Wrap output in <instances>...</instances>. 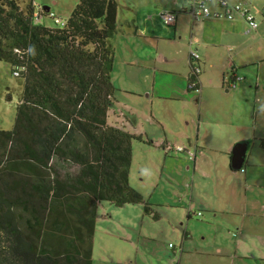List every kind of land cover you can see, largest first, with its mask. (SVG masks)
<instances>
[{
    "label": "trees",
    "instance_id": "1",
    "mask_svg": "<svg viewBox=\"0 0 264 264\" xmlns=\"http://www.w3.org/2000/svg\"><path fill=\"white\" fill-rule=\"evenodd\" d=\"M34 14L33 0H0V61L23 79L0 130V264H92L98 204L141 203L128 182L141 138L110 124L117 4L79 0L53 28ZM55 160L79 168L77 192L56 195Z\"/></svg>",
    "mask_w": 264,
    "mask_h": 264
},
{
    "label": "rangeland",
    "instance_id": "2",
    "mask_svg": "<svg viewBox=\"0 0 264 264\" xmlns=\"http://www.w3.org/2000/svg\"><path fill=\"white\" fill-rule=\"evenodd\" d=\"M33 1L35 14L38 15L41 8L47 7L56 18L64 22L79 0ZM114 1L117 4L115 32L117 33L115 40L117 53L124 51L125 55L128 56L130 52L136 51V54L138 52L145 62L139 67L136 64L125 66L124 63H121L119 56L115 59L111 72L112 84L113 81L116 82L117 75L122 74L120 68L125 67L128 73L135 75L138 73L140 84L137 83L135 78H132L133 86L131 88H138L136 90L143 92V95L117 93L116 99L118 104L121 106L127 104V108L136 113L137 129L145 128L152 132L154 127H151L153 122L151 113H153V118L155 117L163 122L165 132L164 135L159 134L161 137L154 135L155 140L158 141L153 146L154 148L141 147L137 142L132 143V164L128 182L129 186L140 195L141 203L125 204L120 207L108 202L98 204L94 225L92 264H177L181 249L178 235L188 232L193 234L196 242H202L204 237L212 242L211 238L215 233L221 231L227 237L222 242L225 255L222 258L224 262L222 264H231L229 256H233L236 234H239L237 238L240 236V233L235 229L236 225L227 223V219L231 215H225V217L220 215L218 221L212 223L209 220L213 214L211 208L204 209L200 205L201 201H205L211 206L217 207L221 202L228 200L229 192H225L221 198L215 195L213 190L218 179L223 178V176L226 178L228 174L222 175L217 168V161L214 160L216 167L209 172V178L201 179V181L197 179L195 183L196 190L192 194L187 186V179H185V176L190 175V172H186L183 164L181 165L174 160L181 158V154L174 150L178 144L172 142L179 137L181 138V133L185 131L183 126L186 123L187 116L183 108L186 101L181 95H179L181 99L166 97L167 93H165L164 88L175 84V80L178 81L179 77L176 73H180L181 69L187 65L188 52L190 51L189 38L179 40L178 38L174 39L171 35H164V37H157L156 39L153 37L137 38L134 35L125 36V32L129 31L128 26H136L139 30L145 29L146 35H150L148 30H155L156 32L171 30V25H165L161 15L169 12L178 15L181 12L180 6L182 4L186 5L187 0ZM247 2L258 28L251 35H247V41L250 43L247 49L240 48L233 51L232 55L226 53L225 59L236 55L237 72L253 75L254 80L251 84L253 87L255 84L259 87L256 93L252 91V98H254L256 106L258 104L256 107L258 116L256 126L257 133L260 134L264 132V0H247ZM37 21L46 27L53 28L56 26L53 19L46 13L43 14L40 21L38 15ZM113 37L110 39L112 47L115 38ZM156 45L170 61L159 64L160 69L155 72V94L151 99L147 97V94H151L152 89L147 93L144 85H149L150 88L152 86L154 63L156 59L159 61V56L156 57L153 53L147 54L153 52ZM192 51L194 52V50ZM212 59L213 68L206 65V72L231 74L229 65L227 67L224 62H218L214 56ZM126 71H124V74H127ZM167 72H170V74ZM141 74H144L145 79L141 78ZM240 87H243V85L238 82L237 87L232 91L236 93ZM22 92L23 79L13 76L10 65L0 61V130L9 131L13 128L16 108L21 100ZM190 94L194 93L186 92L185 96ZM150 100L153 101V105L149 104ZM114 119V117L110 118V124L115 123ZM189 121L190 119L187 122ZM175 125L181 127L178 131L179 134L173 130ZM166 138L169 143L167 146L169 154H167L168 158H165L164 162L165 149L162 145ZM259 147L260 143H257L247 167L245 163L239 171L233 172L244 181L247 170L249 180L247 186L242 183L241 189L235 188L238 190L234 191V197H232L234 200L235 195L238 194L237 198L239 200L247 198V200L253 201V198H255L264 202V168L261 169L259 166V162L263 161L257 155L261 150ZM252 164L255 165L252 166ZM51 167L56 181L57 196L77 192L73 185H75V180L80 173L78 167L69 163H57L56 160L51 163ZM188 184H190V180ZM245 188L247 189L246 197L244 196ZM179 198L182 199V203L177 208L171 207L170 205L181 200ZM242 207L241 204L239 209L232 206L225 210L236 212L237 210L241 211ZM247 220L248 218L245 220L246 224ZM222 228H224V231ZM244 229L243 233L247 232L249 227L245 225ZM217 242H220V239ZM257 242L260 243L259 240ZM170 244L175 246L176 252L169 247ZM207 249L213 250V247L209 246ZM183 259L185 261L184 256ZM192 264H196L194 259Z\"/></svg>",
    "mask_w": 264,
    "mask_h": 264
},
{
    "label": "crops",
    "instance_id": "3",
    "mask_svg": "<svg viewBox=\"0 0 264 264\" xmlns=\"http://www.w3.org/2000/svg\"><path fill=\"white\" fill-rule=\"evenodd\" d=\"M232 1L234 3L241 2L253 15L247 0ZM186 2V5L182 4L180 6L181 12L176 15L175 23L170 26L171 30H159L158 32L155 30H148L150 35H146L145 29L139 30L136 26H128L129 31L125 32V36L134 35L137 38L153 37L156 39L157 37H164V35H171L174 39L178 38L179 40H183L186 37L189 38L190 51L188 52L187 65L181 69L180 73H176V75L179 76L178 81L175 80V84L170 85L168 88H164L165 93H167L166 97H173L174 99H181V97H183L186 101L183 108V110L186 111L185 113L187 116L186 123L183 126L185 127V131L181 133V138L179 137L172 142L173 144H178L177 147H181L183 151L178 152L176 151L177 148H175L174 150L181 154V158L174 160L178 161L181 165L183 164L186 172H190V175L185 176V179H187V186L192 194L194 193V190H196L195 183L197 182V179L201 181V179L204 180L209 178V172L216 167L213 161H217V168L220 173L222 175L228 174V177L225 178V176H223V178L218 179L213 190L215 191V195L221 198L224 196L225 192H229V198L228 200L221 202L217 207H213L209 203L201 201V208H211L213 214L209 220L212 223L218 221V216L220 215L222 217H225V215H231V217L227 219V223L236 225L235 229L240 233L238 238L237 236L239 234H236L233 256H229L231 264H264V202L258 201L255 198H253V201H249L247 198L239 200V198H237L238 194L235 195V200L232 199V197H234V191L238 190L235 188L238 187L241 189L240 186H242V183L247 186L249 180L246 169V177L243 181L241 178L237 177V174H233V171L230 168L231 151L240 143L247 144L243 163V165L246 163V167L250 163V159L256 149L257 143H260L259 148L261 150L257 155L263 160L262 162H259V166L261 169L264 168V132H261L260 134L257 133L256 125L258 122V116L256 107L258 104L256 106V103L253 100L254 98H252V91L256 93L259 87L257 84L253 87L251 84L254 80L253 75L240 74V72H237L236 55L230 56L229 59H225L226 53L232 55L233 51L240 48L247 49L250 46V43L247 41L246 37L251 34H246V23L238 16H235L232 21L208 19L193 23L189 14L190 3H188V0ZM41 9H44L47 15L53 14L47 7ZM42 16L43 15H40L39 21ZM116 35L117 33L114 35L115 38L113 37L114 61L119 56L122 61L120 62L124 63L125 66L136 64L139 67V65L145 64L144 58H142L138 52L136 54V51L130 52L128 56L125 55L124 51H121L118 54L117 44L115 43ZM157 46L158 45L155 46L153 52L147 54L150 55L153 53L156 57L159 56V61L156 59L154 63V79L151 88L149 85H144L146 86L145 89L147 93L152 89V93L147 94V97H150L151 99L155 94V72L159 71V64H162L165 61H170L167 56L164 55V52H162ZM192 50L200 56L197 63L201 67V74L198 79L199 84L197 89L189 91L187 89V84L190 75V52H192ZM213 56L218 62H224L227 67L228 65L230 66V75L227 73L216 74L205 71L206 65H210V67L213 68ZM120 70L122 71V74L117 75L116 82L113 81V84L119 91L118 93L143 95V92L136 90L138 88H131L133 86L132 78H135L137 83L140 84L138 82V73L136 75L128 73L125 67L120 68ZM124 71H126L127 74H124ZM167 73L170 74V72ZM141 78L145 79L144 74H141ZM111 79H113L112 76ZM238 82H241L243 87H240L235 93L232 90L237 87ZM186 92L194 94L185 96ZM179 95H181V97ZM149 102V104L153 105L152 100ZM127 106V104L121 106L118 104L117 100L116 107L114 108V122L117 123L119 127L124 128L129 134L139 136L141 141L137 143L141 147L154 148L153 146L158 143V141L155 140V136L161 137V135L159 136L160 133L164 135L165 126L163 122L155 117L153 118V113H151V120H153L151 127H154V129H152L153 131L151 132V130L145 128L137 129V115L130 108H127ZM188 119H190L189 122H187ZM180 128L181 127L178 125H175L173 130L175 133H178ZM168 145L169 143L166 138L162 145L163 149H165V154L163 152L164 162L165 158H168L167 154H169L167 149ZM190 155L194 156L193 160L190 159ZM224 157L227 158V160H225ZM254 165L255 164H252V166ZM189 180L190 184H188ZM245 193H247L246 188L244 190V196L246 197ZM178 201L179 202L170 206L177 208L180 203H182V199ZM241 204L243 206L241 211L227 212L225 210L232 206H236L237 209H239ZM246 218H248L247 224L245 222ZM245 225L249 227V230L243 233ZM222 230L224 231V228H222ZM224 235L225 234L222 233V231L220 233H215L211 238L212 242H209L206 237L203 238L202 242H196L193 234H189L188 232H184L183 235H178L179 247H181V249L177 264H192L193 259L196 261V264L224 263L222 259L225 256L223 249L224 244L222 242L227 239ZM219 239L220 242H217ZM258 240L260 241L259 244L257 242ZM209 246L213 247V250H208L207 248ZM169 247L175 251V246L170 244Z\"/></svg>",
    "mask_w": 264,
    "mask_h": 264
},
{
    "label": "built area",
    "instance_id": "4",
    "mask_svg": "<svg viewBox=\"0 0 264 264\" xmlns=\"http://www.w3.org/2000/svg\"><path fill=\"white\" fill-rule=\"evenodd\" d=\"M189 3V14L193 23H198L208 19H223L232 21L234 20L235 16H238L246 23V34H251L257 29V23L254 16L241 2L234 3L232 0H190ZM38 15H34L36 23H38ZM49 16L53 19L54 23L63 25V22H61L53 14H49ZM161 18L165 25L170 26L175 23L176 14L170 12L165 13L161 15ZM198 59L199 54L193 51L190 52L189 63L191 66V71L187 84L188 90L197 89L199 84L198 79L201 74V67L197 63ZM18 75L19 71L13 73V76L15 77H17ZM176 151L181 152L183 151V149L177 147ZM193 157V155H190L191 160H193Z\"/></svg>",
    "mask_w": 264,
    "mask_h": 264
},
{
    "label": "water",
    "instance_id": "5",
    "mask_svg": "<svg viewBox=\"0 0 264 264\" xmlns=\"http://www.w3.org/2000/svg\"><path fill=\"white\" fill-rule=\"evenodd\" d=\"M247 150L246 143L237 144L231 151L230 168L233 172L239 171L244 163Z\"/></svg>",
    "mask_w": 264,
    "mask_h": 264
},
{
    "label": "flooded vegetation",
    "instance_id": "6",
    "mask_svg": "<svg viewBox=\"0 0 264 264\" xmlns=\"http://www.w3.org/2000/svg\"><path fill=\"white\" fill-rule=\"evenodd\" d=\"M189 66H190V63H189ZM193 91V90H192Z\"/></svg>",
    "mask_w": 264,
    "mask_h": 264
}]
</instances>
